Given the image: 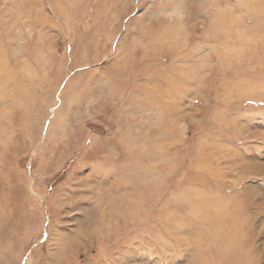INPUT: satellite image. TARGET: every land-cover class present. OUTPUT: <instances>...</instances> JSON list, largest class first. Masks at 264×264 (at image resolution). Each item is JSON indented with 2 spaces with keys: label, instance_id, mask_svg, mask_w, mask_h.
Masks as SVG:
<instances>
[{
  "label": "rangeland",
  "instance_id": "1",
  "mask_svg": "<svg viewBox=\"0 0 264 264\" xmlns=\"http://www.w3.org/2000/svg\"><path fill=\"white\" fill-rule=\"evenodd\" d=\"M0 179V264H264V0H0Z\"/></svg>",
  "mask_w": 264,
  "mask_h": 264
},
{
  "label": "bare ground",
  "instance_id": "2",
  "mask_svg": "<svg viewBox=\"0 0 264 264\" xmlns=\"http://www.w3.org/2000/svg\"><path fill=\"white\" fill-rule=\"evenodd\" d=\"M120 70V69H119ZM52 132V131H51ZM62 134L63 135H65L66 133L63 131L62 132ZM62 135V136H63ZM77 135L78 134H70L67 138H69L71 141L69 142V141H67V143L65 142H61L62 144H59V143H57L56 144V146H55V148H54V150L57 152V151H59L60 149H62L63 147L65 148L66 146H71V145H73V141H75L74 139L75 138H77ZM79 138V137H78ZM77 140V139H76ZM53 143V142H52ZM54 144V143H53ZM159 146H161V145H159ZM54 147V146H53ZM104 148L105 149V147L104 146H101L100 148H99V150H101V148ZM167 146H165V147H158V152H157V154L156 155H161V150H163L164 149V151H165V148H166ZM97 148V149H98ZM53 149V148H52ZM92 149H96V147L94 146ZM96 149V150H97ZM96 150H94V151H96ZM126 155L125 154H123V158L124 159H129V162L130 163H137V162H132L131 161V159H130V157H129V154H128V152H127V149H126ZM86 158V157H85ZM84 158V159H85ZM158 169V168H157ZM159 170V169H158ZM7 181L5 180V179H0V186H2V185H5V183H6ZM121 187V186H120ZM117 188V187H116ZM119 188V187H118ZM13 190H15V191H19V189L16 187V186H14V188H12V190L11 189H8L5 193H4V196H5V194H7V199L8 200H6L5 199V201H7V202H10L11 200H15V203H16V209H15V213L17 214V215H19V216H23V217H26V213H27V200L26 199H21V197L19 196L20 195V191H19V193H18V195L16 194V195H11L10 193L13 191ZM192 194V196L193 197H195V199H196V196H197V198L199 197L200 198V196L197 194V193H194L192 190H191V192H190V194L189 195H191ZM53 197H54V195H53ZM202 200H203V202L202 203H200L201 204V206H203V207H201V209H203V211L205 212V210L206 209H208V208H210V209H212L213 208V210H215V212L216 213H222L223 211H225V212H227L228 211V209L225 207L224 208V206L222 205V204H220V203H218V202H216L214 199H212V201H210L211 199H206V198H203L202 197ZM1 210V209H0ZM4 210V209H3ZM193 211L194 212H196V213H202L201 212V210H199V209H193ZM4 212V211H3ZM5 213V212H4ZM8 213V212H7ZM10 214H11V216H13L14 215V213H12V212H10ZM232 215V214H231ZM1 216H2V214H1ZM0 216V218H2V217H4V216H2L1 217ZM5 218V217H4ZM226 218H227V220L229 221V223L232 221V216H230L229 217V215H227V216H224V221L226 220ZM1 221V220H0ZM2 222V221H1ZM4 222H6L5 221V219H4ZM3 225V224H2ZM4 226H5V224H4ZM17 226V225H16ZM1 225H0V229H1ZM218 228H221V226H218ZM3 229V228H2ZM214 233V232H213ZM216 235V234H215Z\"/></svg>",
  "mask_w": 264,
  "mask_h": 264
}]
</instances>
